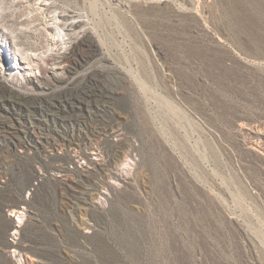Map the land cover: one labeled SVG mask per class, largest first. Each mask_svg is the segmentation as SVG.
I'll use <instances>...</instances> for the list:
<instances>
[{
  "label": "rangeland",
  "instance_id": "1",
  "mask_svg": "<svg viewBox=\"0 0 264 264\" xmlns=\"http://www.w3.org/2000/svg\"><path fill=\"white\" fill-rule=\"evenodd\" d=\"M24 1L1 11L17 38L0 37V264L12 248L27 264H264V0ZM55 12L80 21L62 49L44 26ZM84 115L104 152L88 177L70 168ZM128 150L135 168L113 186ZM91 179L106 210L80 196Z\"/></svg>",
  "mask_w": 264,
  "mask_h": 264
},
{
  "label": "built area",
  "instance_id": "2",
  "mask_svg": "<svg viewBox=\"0 0 264 264\" xmlns=\"http://www.w3.org/2000/svg\"><path fill=\"white\" fill-rule=\"evenodd\" d=\"M40 73L32 74L30 79H36V77H39ZM96 94H90L88 95L87 99L83 101V103H79L78 107L82 108V106L88 107L89 109L92 108L91 104H89L92 99L93 102L96 98ZM64 103V101L58 102ZM65 104H59V106H56L58 108V112L62 113V111L65 108ZM70 109L71 106L66 107ZM64 110V111H65ZM89 113V111H84L83 113ZM89 115V114H88ZM52 124L54 125L56 135L59 139V141H62L63 146L65 147L67 144L69 145L71 143V139L66 138L69 137L67 128L69 127V124L71 125L73 122H69L67 120V116L63 114H58V116H52ZM81 121V129L78 131V142H79V151L72 149L69 147V150L72 151V160L73 164L70 166L72 170H78L83 173V176H93L95 172V168L100 166L103 162V149L101 147V142L103 138L99 139H92L89 135V132L91 134L92 129H95V126H92L91 124H86V116L82 118ZM69 122V123H68ZM43 132L44 129H40ZM96 132V131H95ZM101 137H104L105 140H107L108 136H105L103 133H98ZM63 136V137H62ZM110 140V139H109ZM111 141V140H110ZM67 144H66V143ZM61 144V143H59ZM60 147L56 146L55 150H59ZM60 152V151H59ZM137 162V156L134 151L128 150L127 153L124 155L122 161L120 164H117L115 171L113 172V175L115 177V181L110 182L113 186H120L121 183H126V179L131 175L133 172L135 165ZM65 169H67L65 167ZM43 182V174L40 173L37 176V179L34 181V187L31 188V190H28L26 192L25 198H28L31 193L34 191V189L38 188L39 185ZM90 196V202L89 206L92 210H106L108 208L109 202H110V192L109 189L106 186H103L101 184H98L97 182L93 181V179L89 180L86 183H83L82 191L80 192V196H82L83 199H85V196ZM92 199V200H91ZM15 211V215H10V217L14 220V229L9 234V242L12 245L16 246V242L19 240V234L20 230L26 220V212L27 208L26 205L21 204L19 208ZM10 214V213H9ZM78 225V229L81 231L82 235L85 237H89L96 231V223L92 219H90L88 216H85L83 219L80 218ZM10 255L14 261V264H27V260H25V257L17 250V249H10Z\"/></svg>",
  "mask_w": 264,
  "mask_h": 264
},
{
  "label": "bare ground",
  "instance_id": "3",
  "mask_svg": "<svg viewBox=\"0 0 264 264\" xmlns=\"http://www.w3.org/2000/svg\"><path fill=\"white\" fill-rule=\"evenodd\" d=\"M6 2V0H0V37L2 38H6L7 40H15L17 38L16 33L13 32L14 30L12 29L11 25H7L4 21V15L1 12L2 11V4ZM11 2L15 5L17 4H26V1L24 0H11ZM46 0H41L36 4V8L39 10V13L42 14V11L44 9H42L47 3ZM96 2L97 0H91L90 8L91 10H93L96 6ZM40 4H42L40 8ZM15 7V6H14ZM90 10V11H91ZM67 17L66 20L68 19H75V16L72 15H59L57 12L52 13L51 15H49L47 17V19L45 18L44 20V26L47 28H54L56 30L54 36L51 38L52 43L54 44H59V49L64 48L67 44L68 41L73 39V34L72 32H74L76 30V28L79 26L80 21H71L69 23H63L65 20V17ZM63 17V18H62ZM63 20H62V19ZM91 33V32H90ZM55 51H57V49H52V48H48V51L44 52V54H29V57L33 60H42L44 57L48 56V55H52L54 53H56ZM23 62V61H22ZM55 69V68H53ZM27 70V67L24 69ZM10 215L16 216L15 215V211L13 213H11Z\"/></svg>",
  "mask_w": 264,
  "mask_h": 264
}]
</instances>
